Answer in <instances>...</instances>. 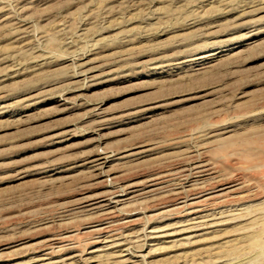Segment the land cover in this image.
I'll list each match as a JSON object with an SVG mask.
<instances>
[{
    "label": "rangeland",
    "instance_id": "rangeland-1",
    "mask_svg": "<svg viewBox=\"0 0 264 264\" xmlns=\"http://www.w3.org/2000/svg\"><path fill=\"white\" fill-rule=\"evenodd\" d=\"M198 162L262 218L137 243V264H264V0H0V264L80 228L78 199ZM155 204L120 218L179 219Z\"/></svg>",
    "mask_w": 264,
    "mask_h": 264
},
{
    "label": "bare ground",
    "instance_id": "bare-ground-1",
    "mask_svg": "<svg viewBox=\"0 0 264 264\" xmlns=\"http://www.w3.org/2000/svg\"><path fill=\"white\" fill-rule=\"evenodd\" d=\"M213 55L207 53L203 58ZM111 157L107 153L91 157L88 164L95 174L92 173L102 175ZM201 163L194 165L197 172L191 169L194 174L184 167L172 171H161L160 168L134 179L118 180L101 192L78 199V211L89 216L86 222L80 228L71 227L63 233L54 234L42 252L28 261L13 264H91L100 258L106 261L117 258V261H111L115 264H137L145 258L139 253L142 249H133L137 243L153 246L167 238L185 233H207L233 222L255 223L262 211L258 209L259 203L256 204V194L251 187L236 181L209 183L217 176H210L211 171L204 174L208 170L207 165ZM141 199L159 205L161 211L156 212L159 215H175L179 219L171 226L158 228L147 224L137 229L140 220L134 218V213L125 214L124 218H120V214L133 211ZM224 203H231L227 205L228 209H225ZM258 239L253 241L256 245L260 244Z\"/></svg>",
    "mask_w": 264,
    "mask_h": 264
}]
</instances>
